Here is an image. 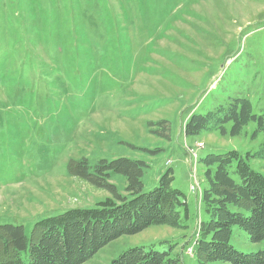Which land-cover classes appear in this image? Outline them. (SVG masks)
I'll return each mask as SVG.
<instances>
[{"label": "rangeland", "instance_id": "obj_1", "mask_svg": "<svg viewBox=\"0 0 264 264\" xmlns=\"http://www.w3.org/2000/svg\"><path fill=\"white\" fill-rule=\"evenodd\" d=\"M233 98L264 116V0H0V225L30 236L42 219L109 200L75 177L82 161L98 176L101 160H140L144 192L172 169L187 225L122 236L84 264L163 240L175 251L186 242L182 262L197 264L187 249L202 218L199 160L254 153L264 131L255 136L252 121L235 137L185 136L184 126ZM250 166L264 175V160ZM109 173L126 195V178ZM230 244L243 253L264 247L237 228Z\"/></svg>", "mask_w": 264, "mask_h": 264}, {"label": "trees", "instance_id": "obj_2", "mask_svg": "<svg viewBox=\"0 0 264 264\" xmlns=\"http://www.w3.org/2000/svg\"><path fill=\"white\" fill-rule=\"evenodd\" d=\"M252 121L256 124L255 136L264 131V116L255 115L247 100L233 98L226 107L217 106L205 114L192 115L184 126V135L218 130L235 137ZM227 122L231 124L229 131L224 126ZM256 159L264 160V143L254 153L241 155L231 150L208 154L199 160L204 167L205 186L192 256L197 264H264V247L243 253L230 244L234 228L246 234L251 244H264V175L250 166ZM78 166L75 177L79 182L108 190L111 198L93 207L71 208L42 219L34 224L30 236L21 226L0 225V249L5 257L0 264H84L122 236L139 234L160 223L179 228L187 225L183 221L188 218L185 197L171 187L172 169L160 176L153 190L144 192L141 179L147 165L143 161L101 160L96 165L98 176L88 173L85 161ZM110 171L126 178V195L119 194L109 183ZM186 244L178 251L176 244L166 240L151 244L148 249L131 247L109 264H183Z\"/></svg>", "mask_w": 264, "mask_h": 264}, {"label": "built area", "instance_id": "obj_3", "mask_svg": "<svg viewBox=\"0 0 264 264\" xmlns=\"http://www.w3.org/2000/svg\"><path fill=\"white\" fill-rule=\"evenodd\" d=\"M190 189L193 191V187L192 186L190 187ZM196 240H197V235H196ZM196 240L191 244L192 248L187 249V254L188 255H191L193 253V249H194L193 247H194V245L196 243Z\"/></svg>", "mask_w": 264, "mask_h": 264}]
</instances>
